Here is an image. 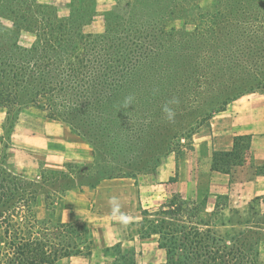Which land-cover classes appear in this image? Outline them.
Listing matches in <instances>:
<instances>
[{"label":"trees","instance_id":"obj_1","mask_svg":"<svg viewBox=\"0 0 264 264\" xmlns=\"http://www.w3.org/2000/svg\"><path fill=\"white\" fill-rule=\"evenodd\" d=\"M198 1L116 0L102 32L93 34L83 27L93 20L95 0H71L62 15L36 0H0V107L11 121L34 107L68 125L91 147L96 184L155 168L175 148L192 147L213 112L246 93H264V0H212L190 21L188 8L201 9ZM22 34L32 37L28 45L20 44ZM173 99L170 123L162 107ZM247 147L248 137L236 136L231 151L213 153L212 168L226 172L247 160ZM6 166L0 160V264L89 255L87 223L39 215L38 195L52 192ZM257 200L262 214L256 211L251 228L264 225V196ZM202 210L172 194L141 209L137 235L157 237L165 252L160 264H259L251 235H218Z\"/></svg>","mask_w":264,"mask_h":264},{"label":"crops","instance_id":"obj_2","mask_svg":"<svg viewBox=\"0 0 264 264\" xmlns=\"http://www.w3.org/2000/svg\"><path fill=\"white\" fill-rule=\"evenodd\" d=\"M209 123L208 131H199L192 135L191 150L169 152L143 179L126 176L99 180L94 188V197L99 204L96 211L86 209L85 202L88 199L86 193L68 192L74 194L72 208L84 214V220L94 232L93 241L96 249L120 241L112 226L109 227L104 222L106 220L104 216H110L107 202L111 196L119 197L121 211L132 218L130 223L141 220V209L159 205L172 194H179L186 199L202 203V214L211 216L212 227L225 228L234 225L231 219L220 220L223 213L246 212V217L237 219L243 218L244 224L254 222L257 197L264 196V93H246L238 97L224 110L214 112ZM242 135L248 137L246 151L250 157L245 161L232 163L226 172L213 169V153L231 151L234 138ZM68 141L73 147L68 149L64 147L58 160L51 165L52 168L60 167L62 162L67 160L81 163L91 161L88 143L79 138ZM70 220V215H66L57 221L68 223ZM125 233L128 234L127 230ZM153 237L155 235L138 238L143 244ZM127 238L133 240L132 236ZM133 238L137 240V235H133ZM155 243L157 244V237ZM98 256L99 254L92 249L89 255H70L59 259L57 264H95V261H99Z\"/></svg>","mask_w":264,"mask_h":264},{"label":"rangeland","instance_id":"obj_3","mask_svg":"<svg viewBox=\"0 0 264 264\" xmlns=\"http://www.w3.org/2000/svg\"><path fill=\"white\" fill-rule=\"evenodd\" d=\"M36 1L56 7L57 12L62 15L67 13V5L71 0ZM115 2L116 0H95L93 20L89 21L83 27V30L93 34L102 32L104 14ZM211 3L212 0H199L197 4L201 9L189 7L188 11L190 12L186 17L191 21L195 13L200 10H208ZM31 39L30 35L22 34L20 44L28 45ZM199 131H208L206 124L199 126L195 133ZM72 138H79L85 141L81 137L76 136L75 132L70 130L68 125L46 117L44 112L34 107L23 109L12 121L6 116L5 109L0 107V160L6 163V167L9 170L14 171L22 178L40 184L43 187L42 191L45 193L52 192V194H49L50 197L47 198L43 193L38 195L35 208L39 215L44 217L52 216V219L55 221L59 218H64L66 215H70L71 222L79 223L80 221H85L84 214L80 210L76 212L72 208L71 201L74 194H71L77 191L86 193V196H88L85 202L86 209L92 212L96 211L99 204L94 197V188L96 180H98L100 175H96V168L89 165L92 158L88 163L67 160L62 162L58 168L51 167L58 160L64 147L67 149L73 147L72 144H68L70 143L68 140ZM191 149L192 147H189L188 143H185L183 146L175 148V151H189ZM153 169L142 171L133 176L141 180L146 177L145 175H149ZM53 183L55 187L56 185H60V188L55 189ZM68 192L71 194H68ZM256 204L258 215L262 214V203L258 200ZM157 206L154 205L147 209L153 210ZM246 215V212L223 213V216H220V220L226 221L231 219L234 225L225 228H212L218 235L227 237L235 236L239 233L251 235L252 239L257 241L258 262L259 264H264V225L260 224L261 226L258 228H251L252 223L244 224L243 218L237 219V217H246ZM203 216L212 221L211 216ZM104 217L106 219L104 220L105 224L109 227L112 226V229L117 232L120 241L96 249L93 241L94 232L90 228L91 247L99 254L97 257L99 261H95V264L99 262H102L101 264H128L131 258L134 259L136 264H159L164 260V251L158 248L155 243L156 236L146 240L142 244L139 242L137 235L138 225L136 223L123 226L118 221L112 219L111 216L105 215ZM126 230L128 234L125 233ZM133 235H137V240H134ZM127 236L129 238L132 236L133 240L130 241Z\"/></svg>","mask_w":264,"mask_h":264},{"label":"clouds","instance_id":"obj_4","mask_svg":"<svg viewBox=\"0 0 264 264\" xmlns=\"http://www.w3.org/2000/svg\"><path fill=\"white\" fill-rule=\"evenodd\" d=\"M131 103H132V98L128 97L126 99L125 107H127ZM169 103L177 104L178 100L173 99V100L169 101L168 103H166L162 107V111L165 113L167 120L170 123H174L175 122V118H176V112L174 111L173 108L168 106ZM108 205H109V208H110V216H111L112 219L118 221L123 226H127L131 222L132 218L130 216L124 214L121 211L122 205H121L119 197H117V196L109 197Z\"/></svg>","mask_w":264,"mask_h":264}]
</instances>
